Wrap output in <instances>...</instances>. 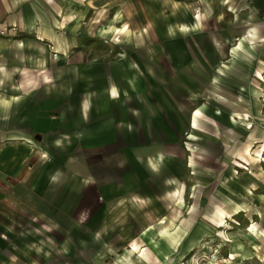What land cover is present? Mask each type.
Returning <instances> with one entry per match:
<instances>
[{
	"label": "crops",
	"instance_id": "obj_1",
	"mask_svg": "<svg viewBox=\"0 0 264 264\" xmlns=\"http://www.w3.org/2000/svg\"><path fill=\"white\" fill-rule=\"evenodd\" d=\"M27 232L264 264V0H0V253Z\"/></svg>",
	"mask_w": 264,
	"mask_h": 264
},
{
	"label": "rangeland",
	"instance_id": "obj_2",
	"mask_svg": "<svg viewBox=\"0 0 264 264\" xmlns=\"http://www.w3.org/2000/svg\"><path fill=\"white\" fill-rule=\"evenodd\" d=\"M118 39V38H117ZM88 213V212H87ZM87 213H85L82 218L84 219V221H86L87 217L89 216H86ZM91 213V212H89ZM26 236L28 237L26 240H25V245H27V247L24 249V254H25V257H23V255H20V258H17L15 256V254L13 253V251L9 248V247H6V250L2 253H0V264H44L45 263V260L48 261L47 259H44L43 257H40V256H43V253H45V250H46V246H45V243H41L39 241L37 242H29V233L27 232L26 233ZM6 241H7V244H9L12 247H14V242H12V240L9 238V237H6ZM31 241V240H30ZM24 243H22L23 245ZM29 245V247H28ZM102 245V244H100ZM237 243L234 245V248L236 247ZM7 246V245H6ZM203 250H205V246H201ZM23 249V248H21ZM137 249V247H135V250ZM31 250H35L36 251V255L39 256L40 258H38L36 256V258H30V253L32 252ZM88 250V249H87ZM23 251V250H22ZM87 253V252H86ZM234 255L236 254L235 250H234ZM59 254V253H58ZM88 254V253H87ZM59 256V255H58ZM56 255L55 259L53 260V264H61L62 261H65V259H62L60 257H58ZM91 258V256H89ZM210 256H207L206 253H201L199 255H197L196 257L195 256H192L187 262H184L185 264H204L206 263V261L209 259ZM172 259H170L171 261ZM81 264H85L86 261L84 259H80L78 260ZM91 261H93V264H98L96 261H100L102 262L103 259H92ZM95 261V262H94ZM107 263H113L112 261L113 260H106ZM217 262V257L215 256L214 258H212V264H216ZM224 262H228L230 264H233L234 262H236V258H229L227 260H225Z\"/></svg>",
	"mask_w": 264,
	"mask_h": 264
},
{
	"label": "bare ground",
	"instance_id": "obj_3",
	"mask_svg": "<svg viewBox=\"0 0 264 264\" xmlns=\"http://www.w3.org/2000/svg\"><path fill=\"white\" fill-rule=\"evenodd\" d=\"M234 254V253H233Z\"/></svg>",
	"mask_w": 264,
	"mask_h": 264
}]
</instances>
